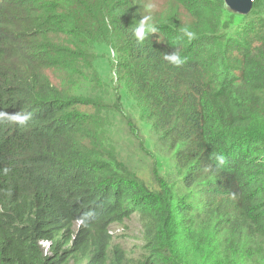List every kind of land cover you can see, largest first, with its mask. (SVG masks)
<instances>
[{
	"label": "trees",
	"instance_id": "obj_1",
	"mask_svg": "<svg viewBox=\"0 0 264 264\" xmlns=\"http://www.w3.org/2000/svg\"><path fill=\"white\" fill-rule=\"evenodd\" d=\"M168 2L141 44L146 0H0V111L32 114L0 123V264H264V0ZM145 131L198 205L104 152L113 135L149 150ZM135 215L139 259L111 234Z\"/></svg>",
	"mask_w": 264,
	"mask_h": 264
},
{
	"label": "rangeland",
	"instance_id": "obj_2",
	"mask_svg": "<svg viewBox=\"0 0 264 264\" xmlns=\"http://www.w3.org/2000/svg\"><path fill=\"white\" fill-rule=\"evenodd\" d=\"M146 3L143 15L151 14L153 19L162 21L163 25L166 26V20L168 19H166L165 12H168L171 8L168 0H146ZM149 5H152L150 12L148 8ZM161 11L164 14H162ZM183 17V23H188V16ZM113 136L114 144L109 148H104V152L113 156L115 153L117 156L123 157V165L127 164L126 167L128 168V171L131 172L132 175H136V178L139 179L140 183H143L146 186L156 187V180L152 175V168L156 170V166L158 165L159 171L162 170V174L158 171L159 176L168 178V180L173 181L175 185L179 184V186L176 187V190L185 198L186 205L193 206L199 204H194L192 200L188 201L189 203L186 201V191H184L180 185L181 170L175 159V152L170 149V145L162 143L159 137H157L152 131L149 133L145 131V140L149 150L143 152L139 149L140 143L137 144L133 141V144L129 145L123 136ZM113 148L116 150H112ZM183 229L184 228L181 226L180 231H183ZM111 234L114 236L115 244L121 245L129 254V258L139 259L141 256V248L144 245V239L142 223L138 215L133 216L132 220L125 222L120 226H114L111 230ZM43 247L45 248V252H47L48 244H43Z\"/></svg>",
	"mask_w": 264,
	"mask_h": 264
},
{
	"label": "clouds",
	"instance_id": "obj_3",
	"mask_svg": "<svg viewBox=\"0 0 264 264\" xmlns=\"http://www.w3.org/2000/svg\"><path fill=\"white\" fill-rule=\"evenodd\" d=\"M149 12L152 8V5L148 6ZM132 27V26H131ZM159 32V28L156 22L153 19L151 14L143 15L142 18L136 23L134 27V36L136 40L143 44L146 38L152 34ZM182 38L186 39L188 42H191L196 38V33L189 30L188 28L181 29ZM162 59L168 62L170 65L181 67L185 62V58L181 56L180 52L176 49L172 53H162ZM32 119V114L28 112H14L8 113L0 111V123L7 121L12 124H19L20 126H25ZM217 167L225 163V157L223 155L217 154L215 156ZM46 245L48 243H45Z\"/></svg>",
	"mask_w": 264,
	"mask_h": 264
},
{
	"label": "water",
	"instance_id": "obj_4",
	"mask_svg": "<svg viewBox=\"0 0 264 264\" xmlns=\"http://www.w3.org/2000/svg\"><path fill=\"white\" fill-rule=\"evenodd\" d=\"M256 0H224L227 8L233 13L246 16L252 12Z\"/></svg>",
	"mask_w": 264,
	"mask_h": 264
}]
</instances>
